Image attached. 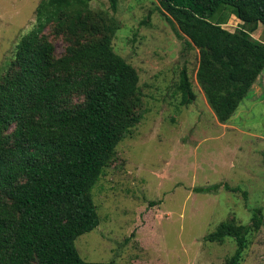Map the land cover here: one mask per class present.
<instances>
[{
  "label": "trees",
  "instance_id": "trees-1",
  "mask_svg": "<svg viewBox=\"0 0 264 264\" xmlns=\"http://www.w3.org/2000/svg\"><path fill=\"white\" fill-rule=\"evenodd\" d=\"M93 0H43L33 29L16 46L0 80V264L87 262L76 240L100 225L92 189L118 145L140 122L138 71L116 53L117 25ZM186 50L199 52L197 81L220 123H228L264 71V0H157ZM116 0H113V8ZM229 9L241 22L231 32L211 17ZM68 45L57 56L47 30ZM182 104L196 100L186 66L177 87ZM216 185L195 188L213 193ZM264 225L223 222L208 242L236 241L229 264H242L248 237ZM143 264V263H127Z\"/></svg>",
  "mask_w": 264,
  "mask_h": 264
},
{
  "label": "rangeland",
  "instance_id": "rangeland-1",
  "mask_svg": "<svg viewBox=\"0 0 264 264\" xmlns=\"http://www.w3.org/2000/svg\"><path fill=\"white\" fill-rule=\"evenodd\" d=\"M42 1L0 0V80ZM159 7L157 0H116L115 8L113 0L91 2L117 25L114 50L139 73L141 120L93 187L101 222L76 248L93 263L229 264L235 239L205 237L223 222L249 225L256 209L264 217V97L251 100L250 92L233 118L220 123L197 81L199 52L186 50ZM52 33L47 30L61 56L67 39ZM184 66L196 94L189 105L177 89ZM220 184L248 197L225 188L194 191ZM242 264H264V225L248 237Z\"/></svg>",
  "mask_w": 264,
  "mask_h": 264
},
{
  "label": "crops",
  "instance_id": "crops-1",
  "mask_svg": "<svg viewBox=\"0 0 264 264\" xmlns=\"http://www.w3.org/2000/svg\"><path fill=\"white\" fill-rule=\"evenodd\" d=\"M214 22L222 23L223 27L231 32H234V28L231 27L233 24L242 25V22L232 14V11L229 9H225L221 13H219L216 17ZM231 27V28H230ZM257 34L253 35L255 39L259 40L260 42L264 43V27L262 25L259 26L258 30L255 32ZM251 100H261L264 97V71L261 76L258 78L257 82L254 84L251 90Z\"/></svg>",
  "mask_w": 264,
  "mask_h": 264
}]
</instances>
